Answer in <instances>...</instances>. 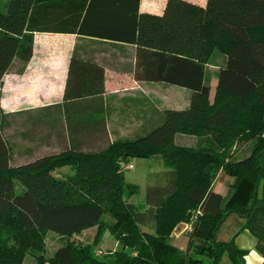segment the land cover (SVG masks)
<instances>
[{
    "label": "trees",
    "instance_id": "trees-1",
    "mask_svg": "<svg viewBox=\"0 0 264 264\" xmlns=\"http://www.w3.org/2000/svg\"><path fill=\"white\" fill-rule=\"evenodd\" d=\"M133 1L0 0V100L2 78L14 62L21 63V71L30 62L36 32H70L77 26L136 45L138 81L192 92L187 110L164 111L161 124L146 136L19 167L11 163L0 107V264H25L29 255L36 264H220L225 253L233 264H246L248 251L234 241L216 240L232 214L245 220L243 230L256 238L264 256V0H208L206 7L167 0L162 15L141 13L140 0L135 6ZM113 26V33L100 31ZM215 53L225 64L216 73L211 99L207 67ZM104 78L103 69L92 71L73 58L66 100L101 96ZM178 135L203 144L179 146ZM241 144H252L250 155L234 160L233 149ZM139 154L161 160L167 169L165 184L149 186L146 211L129 202L140 189L124 174ZM68 166L72 175L58 177ZM221 171L237 179L228 202L212 189ZM241 195L249 196L241 201ZM106 215L115 222H105ZM181 223L193 224L185 254L169 241ZM91 228L97 229L94 243L74 240ZM107 231L123 250L101 258L96 246ZM50 232L68 240L47 258Z\"/></svg>",
    "mask_w": 264,
    "mask_h": 264
},
{
    "label": "crops",
    "instance_id": "crops-1",
    "mask_svg": "<svg viewBox=\"0 0 264 264\" xmlns=\"http://www.w3.org/2000/svg\"><path fill=\"white\" fill-rule=\"evenodd\" d=\"M186 1L202 7L208 4V0ZM133 3L135 6L136 0ZM166 3L167 0H140L138 9L141 13L162 15ZM114 29L113 26L100 31L113 33ZM79 30L80 26L75 31L63 33L36 32L30 62L21 71L22 65L16 60L2 78L0 107L4 116L3 136L11 146V163L14 166L34 163L70 150L99 152L116 140L148 135L161 124L166 110H187L190 107V90L135 78L136 45L119 43L109 36L90 35ZM73 58L88 64L92 71L99 68L104 70L105 92L101 96L66 100L67 79ZM224 64L225 59L222 66ZM222 66L214 68L215 71L211 73L212 91L217 87L216 73ZM176 142L179 146L192 148H199L203 144L199 139L183 135H178ZM91 145L94 150H91ZM250 146H235V158L243 154V158L236 160L247 158ZM56 173L65 179L73 171L68 166ZM236 182V178L221 171L212 189L228 201L235 192ZM248 196L241 195V201ZM244 226L243 218L231 215L222 228L220 241L233 240L238 248L248 251L246 264H264V256L257 250L256 238L248 230H243ZM192 229L193 224L181 223L171 235L169 241L181 253L187 251ZM96 230L91 228L82 233L93 234ZM153 232L154 229H149V233ZM97 253L102 255L99 250ZM30 256L31 260L27 261L26 258L25 264H36L34 256Z\"/></svg>",
    "mask_w": 264,
    "mask_h": 264
},
{
    "label": "rangeland",
    "instance_id": "rangeland-1",
    "mask_svg": "<svg viewBox=\"0 0 264 264\" xmlns=\"http://www.w3.org/2000/svg\"><path fill=\"white\" fill-rule=\"evenodd\" d=\"M3 4H5V1H3L1 3V5H3ZM224 59H225L224 56H222L219 53H215L213 55L212 59L209 60L210 61L209 65L211 66V68L209 67L210 78L212 76L211 73H213L215 71L214 68L223 65ZM214 92L215 91L213 89L212 95H214ZM130 138H135V137H130ZM250 145L251 146L249 147L248 152H250L251 147H252V144H250ZM91 150H94L92 145H91ZM235 155H236V153H234V151H233L232 156H233L234 160L239 159V158H243L242 157L243 154H241V153L238 155L239 157H237V158H235L236 157ZM128 165H133V168L132 169L129 168L125 171L124 174H125L126 181H127V183H132V184L137 185L140 189V192L136 196L129 199V202L136 205L137 207H139L143 211L144 210L146 211L149 208L147 206V202H146L149 186L152 184H155V185H161L162 183L165 184L166 179H167V175H165L164 172L167 169L164 167V163L161 160H158L156 158L150 159L147 157L146 158H138V157L137 158H131L130 163ZM234 186H237V182L235 183ZM234 193H233V195H234ZM259 195H262V187L259 189ZM228 201H225V202H228ZM194 219H196V218L194 217ZM103 220L109 224H113L115 222L109 215L104 216ZM190 224H192V223H190ZM224 224H226V221ZM224 224H222L221 228L217 232L216 240L218 242H221L220 241V233L223 230L222 228L224 227ZM144 230L149 232V228H144ZM95 235H96V232H93V234H91L90 232H86V233H82L78 236H75L74 240L78 243H82L83 245H85V244L87 245L88 242H89V244L94 243ZM88 236H90V237L87 240ZM67 240H68L67 238L60 237L58 234L50 232L46 238V245H45L46 246V253H45L46 257L49 258V257L53 256L54 250L58 246H63L67 242ZM184 241H186V239H184ZM231 241H233V240H231ZM188 248H189V243H188L187 251L184 252V254L189 251ZM96 250L97 251L99 250L101 252L102 255H99V257L103 258L104 253H107L109 251H111V252L122 251L123 245L121 243H119L117 241V239L109 231H107L103 235V238L100 241V243L96 246ZM27 259H28L27 261H30L31 256L29 255L27 257ZM203 259L207 260V258H203ZM220 264H233L228 253H225L223 255Z\"/></svg>",
    "mask_w": 264,
    "mask_h": 264
},
{
    "label": "water",
    "instance_id": "water-1",
    "mask_svg": "<svg viewBox=\"0 0 264 264\" xmlns=\"http://www.w3.org/2000/svg\"><path fill=\"white\" fill-rule=\"evenodd\" d=\"M137 157H138V158H146L147 155H145V154H139ZM159 157L161 158V156H159Z\"/></svg>",
    "mask_w": 264,
    "mask_h": 264
},
{
    "label": "built area",
    "instance_id": "built-area-1",
    "mask_svg": "<svg viewBox=\"0 0 264 264\" xmlns=\"http://www.w3.org/2000/svg\"><path fill=\"white\" fill-rule=\"evenodd\" d=\"M127 169H132L133 168V165H128L127 167H126ZM97 255H100V253H98Z\"/></svg>",
    "mask_w": 264,
    "mask_h": 264
}]
</instances>
